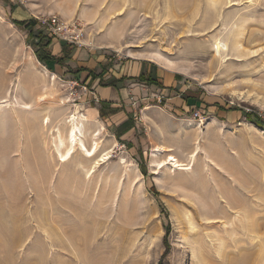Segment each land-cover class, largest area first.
<instances>
[{
    "label": "rangeland",
    "instance_id": "1",
    "mask_svg": "<svg viewBox=\"0 0 264 264\" xmlns=\"http://www.w3.org/2000/svg\"><path fill=\"white\" fill-rule=\"evenodd\" d=\"M52 14L84 25L79 46L54 39L84 50L80 63L104 57L112 67L159 52L187 68L153 60L203 93V105L180 115L154 98L138 108L130 140L99 119L98 153L110 148L108 158L89 174L78 153L59 162L58 130L88 106L90 89L76 68L38 60V45L53 38L35 17ZM23 19L32 25L15 22ZM33 73L45 82L28 83ZM245 113L264 125V0H0V264H242L245 253L264 264V127ZM93 127L84 123L87 142ZM193 134L194 165L173 167L167 155L187 163ZM220 193L238 205L218 202ZM207 200L216 211L208 219Z\"/></svg>",
    "mask_w": 264,
    "mask_h": 264
},
{
    "label": "crops",
    "instance_id": "2",
    "mask_svg": "<svg viewBox=\"0 0 264 264\" xmlns=\"http://www.w3.org/2000/svg\"><path fill=\"white\" fill-rule=\"evenodd\" d=\"M48 47L59 68H76V74L81 75L89 87L86 109L92 117L105 121V125H113L115 135L122 140H130L129 137L135 135L139 124L135 121L138 108L143 113L146 107H140L155 101L154 98L161 97L166 109L180 115L189 113L199 102L203 105L202 101H197L202 100L203 93L187 91V87L181 86L179 75L167 72L151 59L131 58L110 67L104 57L80 63L76 56L85 58L84 50L72 48L59 40L52 39ZM101 105L102 117L99 112ZM197 110L203 112V109Z\"/></svg>",
    "mask_w": 264,
    "mask_h": 264
},
{
    "label": "bare ground",
    "instance_id": "3",
    "mask_svg": "<svg viewBox=\"0 0 264 264\" xmlns=\"http://www.w3.org/2000/svg\"><path fill=\"white\" fill-rule=\"evenodd\" d=\"M81 14H82V16L86 17V14H85L84 10H83V12ZM65 16H67V14H65ZM224 45H225V43H222L220 40H217L215 42V44H214L215 55H221V51L224 49ZM108 47H112V45H108ZM131 55L134 56V54H131ZM147 57H148V59H151L152 61L155 60V61H159L160 63L163 62L165 64V66H167L169 68H172V70L174 69V71L176 69V70L179 71V73H184L185 74V71L187 69L185 66H180V67H179V65L177 66L173 61L165 58L159 52H151V53H149L147 55ZM163 63H161V64H163ZM30 66L32 68H34V69H37L34 62H30ZM34 71H36V70H34ZM42 71H43V72H41L42 75L45 74L46 72H48L44 67H43ZM42 75H41V77H42ZM51 75L55 76L54 73H51ZM43 77H45V76H43ZM43 77L42 78H38L33 73V74H31L28 83H32L33 85H37V84L42 82V84H43V82H45V78H43ZM25 106H27V104L24 103L23 104V108H27ZM75 107L78 108L77 106H75ZM93 116H94V114H93ZM146 117H147V115H146ZM67 119H68V122H69L68 126H66L67 128L64 129L63 132L58 130L57 137H56L55 147H56L57 154H58V161L61 162V163L66 162L70 158H72L73 154L78 153L86 161H88V162L90 161L91 166H89V168L85 170V166H84L85 164H84V162H82V160L80 162H78V163H75V165L76 166L77 165L80 166L81 168H83L86 171L85 172L86 174H89L91 169L93 168V166L95 164H98V162L100 160H104V159L108 158V155L110 153V150H109L110 148L102 150L103 151L102 153L101 152L98 153V151L100 150L101 145H102L101 133L104 130V126L102 125V123L99 122L100 120H97L96 118L94 119L92 117V113L86 108L83 111L75 110V112H72L71 114L68 115ZM48 120H49L48 117L44 118V123L47 124ZM86 122L94 123L93 129L91 131H89V134H88L89 135L88 136L89 137L88 142L84 139V135H85L84 123H86ZM192 127H193V129H195L194 132L197 131V129H199L198 125L195 126V124L192 125ZM193 136H194V134H193ZM195 136H196V134H195ZM195 136H194V138H196ZM193 140H195L194 142L196 144H195L194 148H192L190 154L188 155L189 161L187 163L180 162L173 155H169V154L167 155L168 159L172 161V163H173L172 166L173 167L181 169V170H187V169H191L192 168V166L194 165V161H195V159H196V157H197V155H198V153H199V151L201 149L200 145H199L200 144L199 143L200 140L198 141L197 138L193 139ZM153 150L157 151L159 154H163L166 151H168V148L166 149L162 145H157L155 148H153ZM167 156H166L165 159H167ZM165 159H163V160H165ZM163 160H159L158 163L163 162ZM214 187H216L215 184H214ZM217 198H218L217 199L218 202L219 201L224 202L226 204V207L232 208V207H235V206L238 205L237 202L234 203V202H232L233 200L230 201L229 197L225 196V194H223V193H220L219 196H217ZM208 202L209 201L207 200V201L201 202L199 204V206L201 208L200 210L201 211L204 210L205 212L203 211V213L205 215H207V217L205 216L206 219H208V217L211 215L210 213L213 212V214H214V212H216V211L213 210L214 209L213 206L210 205L211 203L209 202L210 203L209 204ZM224 210H225V208H224ZM80 222L81 223L77 224V227L76 228L74 227L73 229H75V231L79 235V238L81 239L82 236H83V230L85 228V222H83V223H82V221H80ZM71 231H73V230H71ZM61 236H63V235H61ZM69 243L71 245L73 244L71 241H69ZM72 246L74 247V245H72ZM200 251L203 253V251L201 249H200ZM196 257H198V256H196ZM225 257H226V255H225ZM202 258H204V257H202ZM238 260H240V262L242 264H248L249 263L248 262L249 256H248V254L245 253L241 257V259L239 258ZM226 263H227V261H226ZM221 264H224V262H222Z\"/></svg>",
    "mask_w": 264,
    "mask_h": 264
},
{
    "label": "built area",
    "instance_id": "4",
    "mask_svg": "<svg viewBox=\"0 0 264 264\" xmlns=\"http://www.w3.org/2000/svg\"><path fill=\"white\" fill-rule=\"evenodd\" d=\"M35 19L40 29L45 31L46 34L53 39L56 38L78 46L81 45L80 41L84 39V25L77 19L67 22L54 14L48 16H36ZM157 101L160 103L161 99L157 98ZM192 117L193 119L201 120L203 115L200 111L195 110Z\"/></svg>",
    "mask_w": 264,
    "mask_h": 264
},
{
    "label": "trees",
    "instance_id": "5",
    "mask_svg": "<svg viewBox=\"0 0 264 264\" xmlns=\"http://www.w3.org/2000/svg\"><path fill=\"white\" fill-rule=\"evenodd\" d=\"M15 22L19 25L24 26V27H28V26L32 25L31 19H23V20H19V21L15 20ZM42 40H43V38L39 36V43L38 44H40L42 42ZM50 42H51L50 39L46 40V42L44 44L41 43L40 46L38 45L37 49L35 50V54H36L39 61L45 63V62H48V61L55 59L51 56V49L48 47ZM46 47L49 48L48 52L43 50ZM91 73H92V71H91ZM102 109H103V106L101 105L99 108L100 115H102ZM245 116L248 117L251 120V122H254L258 126L264 127V125L262 124V122H260L259 118L256 117V115H253L252 113H245Z\"/></svg>",
    "mask_w": 264,
    "mask_h": 264
}]
</instances>
